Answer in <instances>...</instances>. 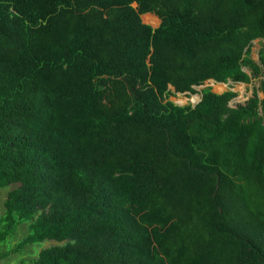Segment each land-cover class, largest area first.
I'll use <instances>...</instances> for the list:
<instances>
[{
    "label": "trees",
    "instance_id": "trees-1",
    "mask_svg": "<svg viewBox=\"0 0 264 264\" xmlns=\"http://www.w3.org/2000/svg\"><path fill=\"white\" fill-rule=\"evenodd\" d=\"M0 189L30 264H264V0H0Z\"/></svg>",
    "mask_w": 264,
    "mask_h": 264
},
{
    "label": "rangeland",
    "instance_id": "rangeland-1",
    "mask_svg": "<svg viewBox=\"0 0 264 264\" xmlns=\"http://www.w3.org/2000/svg\"><path fill=\"white\" fill-rule=\"evenodd\" d=\"M146 18H151L155 20V22H151L150 20L148 21ZM156 19L158 20V18L153 14H149L143 17L144 22L149 24L151 23L152 26L157 24ZM258 49L259 43L258 40H255L253 42L252 47V57L254 60L258 59ZM258 85L259 84L256 81H252L249 84L232 82L223 84L207 81L203 86H199L196 89L199 91L203 87L209 86L214 92L221 93L232 87L237 93V96L230 102V104L235 105L238 103H244L251 96L253 88L258 87ZM259 96L262 97L261 92H259ZM199 99L200 94L188 95L184 93H177L176 95L170 97V100L180 105H194ZM4 190L5 189H0V214L2 213L3 201L5 199L6 194ZM28 233L29 232L27 227L24 224H20L17 226L15 232L9 235L4 241H0V264H30L31 260L36 258L35 256L39 253L41 249L59 244L55 241H44L42 243L28 244L22 247L21 252L12 254L10 250L14 249L17 246L16 244L21 241L26 235H28Z\"/></svg>",
    "mask_w": 264,
    "mask_h": 264
},
{
    "label": "crops",
    "instance_id": "crops-1",
    "mask_svg": "<svg viewBox=\"0 0 264 264\" xmlns=\"http://www.w3.org/2000/svg\"><path fill=\"white\" fill-rule=\"evenodd\" d=\"M146 15H149V13L148 14H143L142 16H141V18H142V21L144 22V20H143V17L144 16H146ZM148 21L150 20L151 22H155V20H153V19H149V18H146ZM157 20V19H156ZM145 24H149V23H146V22H144ZM157 24L156 25H154V26H152L151 25V23L149 24V25H151L152 27H158L159 26V24H160V20L158 19L157 20V22H156Z\"/></svg>",
    "mask_w": 264,
    "mask_h": 264
},
{
    "label": "water",
    "instance_id": "water-1",
    "mask_svg": "<svg viewBox=\"0 0 264 264\" xmlns=\"http://www.w3.org/2000/svg\"><path fill=\"white\" fill-rule=\"evenodd\" d=\"M150 26H151V25H150ZM153 28H157V27H153ZM209 81H212V80H209ZM212 82H214V81H212ZM229 90L235 92V90H234L232 87H230ZM212 91H213V90H212ZM213 92H214V91H213ZM215 93H217V92H215ZM221 93H222V92H221ZM199 101H200V99H199L196 103H198ZM196 103H195V104H196ZM195 104H194V105H195ZM179 105H180V104H179Z\"/></svg>",
    "mask_w": 264,
    "mask_h": 264
},
{
    "label": "bare ground",
    "instance_id": "bare-ground-1",
    "mask_svg": "<svg viewBox=\"0 0 264 264\" xmlns=\"http://www.w3.org/2000/svg\"><path fill=\"white\" fill-rule=\"evenodd\" d=\"M195 99V98H194Z\"/></svg>",
    "mask_w": 264,
    "mask_h": 264
}]
</instances>
